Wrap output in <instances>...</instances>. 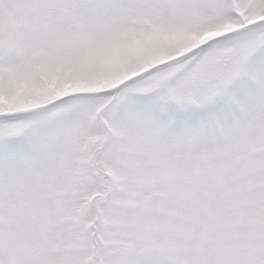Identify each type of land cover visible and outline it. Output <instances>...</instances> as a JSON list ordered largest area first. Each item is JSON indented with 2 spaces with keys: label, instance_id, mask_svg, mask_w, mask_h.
Returning a JSON list of instances; mask_svg holds the SVG:
<instances>
[{
  "label": "snow or ice",
  "instance_id": "snow-or-ice-1",
  "mask_svg": "<svg viewBox=\"0 0 264 264\" xmlns=\"http://www.w3.org/2000/svg\"><path fill=\"white\" fill-rule=\"evenodd\" d=\"M0 264H264V0H0Z\"/></svg>",
  "mask_w": 264,
  "mask_h": 264
}]
</instances>
